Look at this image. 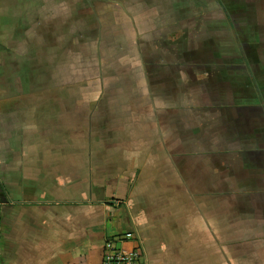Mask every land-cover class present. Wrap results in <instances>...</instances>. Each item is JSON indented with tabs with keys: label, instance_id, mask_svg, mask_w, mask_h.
<instances>
[{
	"label": "crops",
	"instance_id": "0c3cea01",
	"mask_svg": "<svg viewBox=\"0 0 264 264\" xmlns=\"http://www.w3.org/2000/svg\"><path fill=\"white\" fill-rule=\"evenodd\" d=\"M1 2L0 264H101L107 239L127 231L139 240L122 245L140 242L148 264H264L260 138L241 136L238 158L229 127L222 149L199 133L187 143L181 104L165 101L152 103L159 139L122 144L119 119L105 131L99 103L73 98L78 87L55 73L40 80L22 8ZM232 2L223 13L264 58V0Z\"/></svg>",
	"mask_w": 264,
	"mask_h": 264
},
{
	"label": "rangeland",
	"instance_id": "374dc122",
	"mask_svg": "<svg viewBox=\"0 0 264 264\" xmlns=\"http://www.w3.org/2000/svg\"><path fill=\"white\" fill-rule=\"evenodd\" d=\"M232 4V0H7L11 12L12 7L22 8L24 33L39 53L34 65H39L40 80L47 82V73H55L57 85H70L73 91L78 87L73 98L90 107L99 103L105 131L115 128L119 119V130L114 131L122 144L140 134L159 139L160 123L152 103L178 102L185 142L199 133L222 149L224 138H230L229 127L237 141L231 152L238 158L241 136H247L249 144L256 145L259 138L264 144V58L250 45L253 37L241 30L243 24L223 13V7L230 9ZM29 11L34 12L32 19ZM31 22L37 27L34 35ZM169 122L167 130L175 134V119ZM159 147L158 142L153 144Z\"/></svg>",
	"mask_w": 264,
	"mask_h": 264
},
{
	"label": "built area",
	"instance_id": "2783aa9c",
	"mask_svg": "<svg viewBox=\"0 0 264 264\" xmlns=\"http://www.w3.org/2000/svg\"><path fill=\"white\" fill-rule=\"evenodd\" d=\"M129 240L139 239L132 231L108 238L104 245L101 264H148L140 242L130 248L122 245L124 241Z\"/></svg>",
	"mask_w": 264,
	"mask_h": 264
}]
</instances>
